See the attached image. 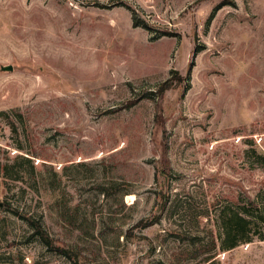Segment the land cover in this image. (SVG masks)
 Here are the masks:
<instances>
[{"label": "rangeland", "instance_id": "374dc122", "mask_svg": "<svg viewBox=\"0 0 264 264\" xmlns=\"http://www.w3.org/2000/svg\"><path fill=\"white\" fill-rule=\"evenodd\" d=\"M0 264H264V0H0Z\"/></svg>", "mask_w": 264, "mask_h": 264}, {"label": "trees", "instance_id": "16d2710c", "mask_svg": "<svg viewBox=\"0 0 264 264\" xmlns=\"http://www.w3.org/2000/svg\"><path fill=\"white\" fill-rule=\"evenodd\" d=\"M15 213L28 220L30 225L35 229V233L41 237L44 244L57 251H67L62 245H56L55 240L48 234L40 221L30 216H24L18 211ZM232 219L235 220L234 223L228 225L225 229L226 232L223 240V248L232 249L240 244L252 242L254 237L259 235L257 230L249 227V223H251L252 219L248 218L244 213H235L234 218Z\"/></svg>", "mask_w": 264, "mask_h": 264}, {"label": "water", "instance_id": "95a60500", "mask_svg": "<svg viewBox=\"0 0 264 264\" xmlns=\"http://www.w3.org/2000/svg\"><path fill=\"white\" fill-rule=\"evenodd\" d=\"M3 69L4 70H11V71H13L14 70V66L13 65L4 66Z\"/></svg>", "mask_w": 264, "mask_h": 264}]
</instances>
